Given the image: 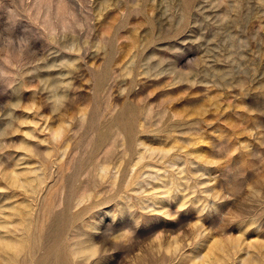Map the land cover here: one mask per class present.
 <instances>
[{"label":"rangeland","instance_id":"1","mask_svg":"<svg viewBox=\"0 0 264 264\" xmlns=\"http://www.w3.org/2000/svg\"><path fill=\"white\" fill-rule=\"evenodd\" d=\"M53 263L264 264V0H0V264Z\"/></svg>","mask_w":264,"mask_h":264},{"label":"bare ground","instance_id":"2","mask_svg":"<svg viewBox=\"0 0 264 264\" xmlns=\"http://www.w3.org/2000/svg\"><path fill=\"white\" fill-rule=\"evenodd\" d=\"M78 146H79V145H78ZM51 197H52V195H51ZM50 211H51V210H50ZM63 211H64V210H63ZM44 214H45V213H44ZM64 214H65V213H64ZM60 216H61V215H60ZM61 224H62V223H61ZM55 233H56V232H55ZM54 235H55V234H54ZM50 236H51V235H50ZM50 236H49V238H50ZM45 239H46V238H45ZM47 240H48V239H47ZM44 242H45V241H44ZM46 243H47V242H46ZM39 244H40V243H39ZM54 244H55L54 246H56L55 241H54ZM57 245H59V244H57ZM41 246H42V245H41ZM50 246H51V245H50ZM54 246H52V248H53ZM47 247H48V246H47ZM56 247H57V246H56ZM57 248H58V247H57ZM47 249H48V248H47ZM49 250H50V249H49ZM44 252H45V251H44ZM47 252H49V251H47ZM50 252H51V251H50ZM52 253H53V251H52L50 254H52ZM260 253H261V252H260ZM256 254H257V253H256ZM52 255H53V254H52ZM48 256H49V255H48ZM56 258H57V257H56ZM42 259H43V258H42ZM53 259H54V258H53ZM51 260H52V259L50 258L49 261H51ZM261 260H262V259H261ZM49 261H48V262H49ZM56 261H57V260H56ZM56 261H55V262H56ZM61 261L63 262V260H61ZM48 262H47V263H48ZM57 262H58V261H57ZM57 262H56V263H57ZM56 263H55V264H56ZM53 264H54V263H53ZM60 264H62V263H60Z\"/></svg>","mask_w":264,"mask_h":264}]
</instances>
